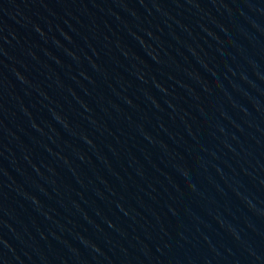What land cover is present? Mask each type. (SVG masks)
Instances as JSON below:
<instances>
[{"label": "water", "instance_id": "water-1", "mask_svg": "<svg viewBox=\"0 0 264 264\" xmlns=\"http://www.w3.org/2000/svg\"><path fill=\"white\" fill-rule=\"evenodd\" d=\"M0 264H264V0H0Z\"/></svg>", "mask_w": 264, "mask_h": 264}]
</instances>
